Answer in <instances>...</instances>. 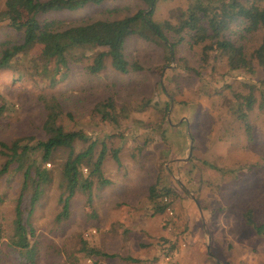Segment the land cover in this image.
<instances>
[{
  "label": "rangeland",
  "instance_id": "rangeland-1",
  "mask_svg": "<svg viewBox=\"0 0 264 264\" xmlns=\"http://www.w3.org/2000/svg\"><path fill=\"white\" fill-rule=\"evenodd\" d=\"M257 3L264 7V0ZM189 4L156 0L151 19L176 23ZM146 7L142 0H103L40 17L117 19ZM224 33L248 54L261 39V31L244 33L240 22ZM19 35L0 24V41ZM202 47L186 35L168 60L165 46L132 36L124 55L141 69L128 73L114 70L109 58L103 70L90 73L104 49L77 47L67 52L68 70L54 85L34 66L36 48L0 70V140H42L44 100L55 98L64 129L89 138L76 141L74 150L94 141L96 158L103 149L104 179L83 169L90 190H76L63 216L68 149L54 153L45 165L51 181L31 215L28 193L22 197V217L31 227L26 253L11 244L21 172L9 166L0 175V264H264V235L244 217L250 212L256 224L264 220V75L255 62L253 70H229L224 56L214 49L204 54ZM108 100L113 117L102 120L96 106ZM33 158L39 164V154ZM5 160L0 154V167ZM150 186L161 196L172 191L163 197L171 202L165 212L153 213ZM163 238L175 241L172 261L159 260Z\"/></svg>",
  "mask_w": 264,
  "mask_h": 264
},
{
  "label": "trees",
  "instance_id": "trees-1",
  "mask_svg": "<svg viewBox=\"0 0 264 264\" xmlns=\"http://www.w3.org/2000/svg\"><path fill=\"white\" fill-rule=\"evenodd\" d=\"M103 0H5L0 2V24L7 23L19 32V38L0 41V70L6 68L20 53L36 48L37 55L33 60L38 74L44 75L50 85L60 82L59 73L64 76L68 70L67 52L77 47H103L95 56L94 63L88 66L90 73H97L104 69L105 59L109 58L111 67L120 73L140 70L137 63H129L124 55V45L132 36H139L147 41L165 46L167 59L171 60L176 47L188 36L192 44H202L204 54L214 49L225 57L229 70H253V63L260 66L264 75V7L259 6L258 0H190L188 8L181 12L178 21L168 20L155 22L151 19L156 0H142L146 9L117 19L86 18L73 23L61 19H42L40 16L52 11H74L85 4H98ZM112 11V10H111ZM242 23L244 33L251 34L261 31L259 44L247 53L242 45L233 42L225 36L231 24ZM166 33L172 35L169 41ZM48 66H51L50 70ZM63 78V77H62ZM166 97L165 109L169 102ZM45 118L42 124L44 138L33 145L21 144V139H14L10 143L0 140V154L6 157L0 167V175L7 172L9 166L21 172L19 194L14 208L13 232L11 244L31 252L29 244L30 226L23 220L20 205L23 194L28 193V215L42 193L44 185L51 181L49 169L45 166L51 163V158L59 149H68V154L62 165V175L65 180V196L60 197L62 203L61 214L67 216L69 199L76 190L89 191L91 184L88 175L102 178L103 149L94 157L95 142L89 143L83 150L76 152V141L87 142L88 137L83 131H67L60 122V105L55 98L44 100ZM253 98L247 101L251 108ZM59 105V106H58ZM102 115V120H109L114 105L108 100L96 106ZM2 109L0 108V113ZM243 115V114H242ZM103 147V146H102ZM39 154V164L33 155ZM162 191V190H161ZM164 192V193H163ZM170 189H164L159 195L155 194L153 186L148 188L147 198L153 204V213H163L170 206V201L164 202L163 197L171 194ZM158 197L160 199L158 200ZM245 223L252 225L255 232L264 235V220L256 224L251 213L246 212ZM163 248L159 256L161 260L166 255L171 256L175 250V241L163 238ZM100 255L97 250L88 251ZM103 255V254H101Z\"/></svg>",
  "mask_w": 264,
  "mask_h": 264
},
{
  "label": "built area",
  "instance_id": "built-area-1",
  "mask_svg": "<svg viewBox=\"0 0 264 264\" xmlns=\"http://www.w3.org/2000/svg\"><path fill=\"white\" fill-rule=\"evenodd\" d=\"M163 260H165V261H172V256L166 255L165 257H163Z\"/></svg>",
  "mask_w": 264,
  "mask_h": 264
}]
</instances>
